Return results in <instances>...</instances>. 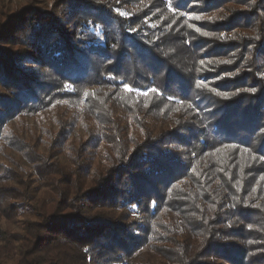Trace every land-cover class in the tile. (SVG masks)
<instances>
[{
	"label": "trees",
	"instance_id": "trees-1",
	"mask_svg": "<svg viewBox=\"0 0 264 264\" xmlns=\"http://www.w3.org/2000/svg\"><path fill=\"white\" fill-rule=\"evenodd\" d=\"M0 154V264H264V0H0Z\"/></svg>",
	"mask_w": 264,
	"mask_h": 264
},
{
	"label": "rangeland",
	"instance_id": "rangeland-1",
	"mask_svg": "<svg viewBox=\"0 0 264 264\" xmlns=\"http://www.w3.org/2000/svg\"><path fill=\"white\" fill-rule=\"evenodd\" d=\"M1 1L5 2V4H7V5L13 6V5L21 4L24 0H1ZM47 126H52L53 129L57 128L56 124H54L53 114H40V115H37L35 117H28L24 120L23 124H19V126L15 125V127L17 129L24 130L26 132L25 134L28 135L29 137L34 132L39 134L40 132H42V129L44 130V128H46ZM82 131H83V128L79 124V125H77V127L74 128V130L72 131L71 134H72L73 138H76V136L79 133H81ZM45 137L46 136L43 135L42 138L44 139ZM0 158L5 159V157L2 156L1 154H0ZM10 162H12V161H10ZM23 164L25 167H28L30 169L29 164H27L24 161H23Z\"/></svg>",
	"mask_w": 264,
	"mask_h": 264
},
{
	"label": "snow or ice",
	"instance_id": "snow-or-ice-1",
	"mask_svg": "<svg viewBox=\"0 0 264 264\" xmlns=\"http://www.w3.org/2000/svg\"><path fill=\"white\" fill-rule=\"evenodd\" d=\"M128 90H131V89H128Z\"/></svg>",
	"mask_w": 264,
	"mask_h": 264
}]
</instances>
